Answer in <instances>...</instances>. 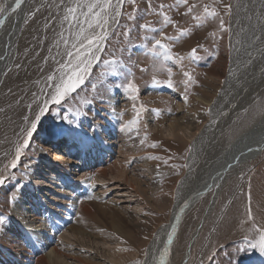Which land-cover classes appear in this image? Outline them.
Masks as SVG:
<instances>
[{
  "label": "rangeland",
  "instance_id": "1",
  "mask_svg": "<svg viewBox=\"0 0 264 264\" xmlns=\"http://www.w3.org/2000/svg\"><path fill=\"white\" fill-rule=\"evenodd\" d=\"M3 2L0 0V4ZM96 3L97 0L28 2L24 27L0 77V178L5 180L0 186V214L5 217V224L0 226V244L1 234L11 224L8 217H13L9 194L14 188L20 192L29 187L50 214H57L55 217L65 219L69 209L76 208L67 228L62 233L58 229L54 236L62 243L61 252L99 264H141L150 241L169 221L187 191L182 189L181 181L194 145L205 140L202 146L210 147V157L264 117V85L259 94L254 91L239 98L234 97L230 85L226 86L235 44L248 23L262 20L264 0H187L184 4L178 0H124L118 18L113 15L116 0H112L99 60L93 62L75 98L70 95L60 106L49 105L51 113L46 114L42 126L24 148V129L30 126L38 106H43L60 77L71 71L67 52L77 50L72 45L83 39L81 32L89 35L102 30L87 26L98 19L87 13L88 6ZM103 3L99 0L101 6ZM72 8L76 9L74 13L69 11ZM205 8L218 15L207 16ZM97 12L100 8H93V13ZM105 15L100 12V16ZM157 39L168 46L172 60H164V50L155 45ZM193 48L197 49L195 54ZM193 55L198 59H193ZM184 72L190 74V81ZM49 76L53 80L49 81ZM169 78L172 88L166 84ZM154 80L160 83L154 84ZM129 82L138 89L136 100L126 90ZM220 114L223 116L217 119ZM170 123L190 127L194 137L164 136L161 129ZM95 125H102V129L94 130ZM218 127V137L209 134ZM78 131L93 140L96 135L105 138L106 154L103 162L97 156L94 161L86 159L87 164L82 165L86 167L77 173L79 180L66 183L62 169L46 165L42 148L59 140L63 143L68 134L72 135L73 146L79 147ZM70 145L68 140L61 149L67 151ZM108 147L114 150L108 152ZM18 150L20 159L13 168ZM121 150L130 155L125 165L128 182L106 177L98 182L97 172L105 169L110 173ZM79 155L73 159L77 161ZM71 169L73 173L74 168ZM100 191L106 195H97ZM77 194L79 199L72 200ZM213 197L211 191L184 219L180 245L176 246L178 257ZM86 205L93 211L83 212ZM71 225L85 233L86 237L79 235L81 242L74 238L66 243L61 237L68 234ZM257 227L264 228V155L221 190L191 264H263L264 256L257 250L239 251L246 239H259ZM11 229L17 234L14 226Z\"/></svg>",
  "mask_w": 264,
  "mask_h": 264
},
{
  "label": "bare ground",
  "instance_id": "2",
  "mask_svg": "<svg viewBox=\"0 0 264 264\" xmlns=\"http://www.w3.org/2000/svg\"><path fill=\"white\" fill-rule=\"evenodd\" d=\"M28 2L29 0H24L20 9H18L16 13H11L10 15L7 13L8 10L14 6L15 0H4L3 2L6 6V12L5 14H0V19L4 20L3 26H0V55L6 58L0 60V77L16 45L22 27H24L22 23L24 21L23 19L26 14L25 10L27 9ZM247 25L248 26L245 28L246 30H244L243 33L241 32L242 35L235 44L236 46L232 59L233 63L229 78L226 82V86L230 85L228 87L234 90L235 98H239L248 93L249 95L253 94L254 91L259 94L260 91H263L264 85V13L262 14L261 21L251 22ZM256 37H259V39ZM231 89L229 90L231 91ZM221 116H223V114H220L217 119H221ZM219 127L216 128L217 130L213 129L214 131H212L211 129V131H208L209 134H214L218 137V134L221 132ZM191 130L192 129L188 126L170 123L169 125L167 124L166 127H163L161 132L164 136H175L180 134V136L192 138L194 137V133L190 132ZM76 135L79 143V147L75 146L77 148L73 146L74 142L70 134L65 137L67 140L71 141L69 142L71 147L67 149V151L61 149V142L51 143L47 148H42L47 158L45 160L46 165L58 166V169H62L66 183H76L79 180H77L78 174H80L82 170L81 167L83 169L86 167L82 166L83 163L84 165L87 164V162H84L86 159L94 161L93 158L97 156L100 161L106 154L104 151V143L106 144L107 141H105V138H102V136L98 137V135H96V140H93L88 138L82 131H78ZM215 136L213 138H216ZM203 141L205 140H199L194 145L189 158L188 170L181 181L182 189H187V191L181 196L182 198L174 207L169 221L158 229L156 235L150 241L141 264H159L160 258L164 255L166 248L168 254L164 255L165 264H191L197 241L206 224L207 217L210 215L211 210L218 200L221 190L233 177L253 167L260 157L264 155V117L250 131L238 137L228 147L222 146L217 153L214 152V154L216 153L215 155L211 154L210 157H208V154L211 153V151L207 153L210 147L202 146L204 144ZM52 147L55 148L52 149ZM108 148V152L114 150L112 149L113 147ZM249 148L253 149V151L249 152ZM79 154L81 157H77L79 158L77 161L74 160L73 158ZM119 155L116 163L110 167V173L105 169L97 172V176L99 177L97 178L98 182H101V178L105 177L110 180H118L122 183L128 182L129 175L127 176L125 165L130 155L122 150L119 152ZM203 158H205V160ZM101 161L103 162V160ZM89 164L92 165L93 162ZM229 165H231V167H229ZM71 168H74L73 173ZM90 168H92V166H90ZM189 185L192 186L188 189ZM103 187L104 184H102V188ZM211 191H214L211 204L208 209L204 211L200 221L190 233V237L185 246L186 248L182 255L178 257L176 246L180 238V227L186 216L195 209ZM78 194L75 195L72 200L75 201L79 199L76 197ZM96 194L106 195L101 191ZM19 196L20 199L17 201V204L21 211H13L11 224L6 226L4 229L5 231L1 234L0 264H99L92 259H82L77 254H65L67 252L65 250V253L61 252V247L59 245L62 243L58 242L54 237L58 229H61L60 233H62V229L72 220L76 212L75 207H71L67 216L63 219V217L60 216L55 217L57 214L55 216L50 214L51 211L49 212L47 208L43 206L44 203L41 204V200L38 199L32 188H24L19 192ZM181 209H183V211H181ZM91 210L92 207L89 205L82 208V211L85 213ZM21 215H23L22 220L20 219ZM13 226L17 234L13 233L11 229ZM173 227L177 229V232L176 235L173 236L172 242L169 243L168 236ZM67 231L69 235L64 233L65 235L61 236L66 243L73 241L74 238L80 241V234L86 237L85 233L77 230L75 225H71ZM86 241L93 244V241L90 239ZM178 245H180V242Z\"/></svg>",
  "mask_w": 264,
  "mask_h": 264
},
{
  "label": "snow or ice",
  "instance_id": "3",
  "mask_svg": "<svg viewBox=\"0 0 264 264\" xmlns=\"http://www.w3.org/2000/svg\"><path fill=\"white\" fill-rule=\"evenodd\" d=\"M24 0H15V4L8 10L7 14L16 13L18 9H20ZM124 0H116V4L113 6L114 17H119L121 15L119 8L120 4L123 3ZM128 2H134V0H128ZM187 0H178V3L184 4ZM112 5V0H104L103 5L99 4V0H97L96 4L89 5L87 8V13L93 14L95 17H98L93 22H88V29L94 28H101L102 30L99 33L93 31L89 35H84L83 32L80 35L83 36V39L79 41V44H73V49H77L75 52L68 51L67 56L69 57L68 64L71 65V71L62 75L60 77V82L55 84L54 90L48 93L47 98L43 102V106H38V111L36 112L34 118L29 121L30 126L24 129L26 136L23 142V147L27 148L29 146L30 140L36 135L38 128L42 126V120L46 116V114L51 113V109L49 105L60 106L62 102L66 101V98L70 95L75 98V95H78V89L85 83V77L89 74L91 68L93 67V62L99 60V54L104 51L103 40L105 39L107 33L103 31V29L108 25V18H107V9ZM99 7L100 12H105V16H100V12L93 13V8ZM229 11L231 10V5L227 6ZM70 12H75L76 9L72 8L69 9ZM191 11V8H189ZM6 6L5 4H0V14H5ZM206 15L209 17H216L218 14L215 11L208 12V9L205 8ZM85 15V19L87 20V14ZM196 19H200L199 17H195ZM129 19H134V17L129 16ZM169 23L168 17L165 16V24ZM4 20L0 19V26H3ZM142 28L147 29L148 25H141ZM220 28L224 29V21L223 19L220 20ZM152 31H156L157 29H151ZM185 33L182 31L181 35ZM128 32H125V36L127 37ZM259 39V37H256ZM155 45L159 48L163 49V57L164 60H172L173 56L169 53V48L167 45L162 44L159 39L155 40ZM197 49L193 48L192 53L195 54ZM159 55V53H154ZM6 57L0 55V60L5 59ZM193 59H198L195 55L192 57ZM182 60L183 57H180ZM18 67V65H17ZM184 76L191 80V76L188 72H184ZM48 80H53L52 76L48 77ZM158 80H154V84H159ZM167 86L172 88L173 82L171 78L166 82ZM126 90L129 94H131L130 98L132 100H136L137 96L135 95L138 93L137 87L129 82L126 85ZM75 94V95H74ZM67 119V117H65ZM102 129V125H95L94 130L99 131ZM253 151V149L249 148V152ZM20 159V151L18 150L16 153V160L12 162V167L15 168L17 166V161ZM231 167V165H229ZM85 181H81L84 183ZM5 183L3 178H0V186ZM250 198V194H249ZM20 199L19 196V188H14V190L9 194V203L13 205V211H21L17 204V201ZM183 211V209H181ZM11 220V217H8ZM20 219H23V215L20 216ZM249 219H251V210L249 209ZM5 224V217L4 215L0 214V226ZM257 233L259 234V239L255 240V242L245 240V244L239 248L240 252L251 251L252 249L257 250L262 256H264V228H256ZM177 229L175 227L172 228L171 233L168 236L169 243L172 242L173 236L176 235ZM42 235V234H40ZM30 239V237H29ZM39 239V236H38ZM168 254L167 248L165 249L164 255ZM164 255L161 256L159 264H165Z\"/></svg>",
  "mask_w": 264,
  "mask_h": 264
}]
</instances>
